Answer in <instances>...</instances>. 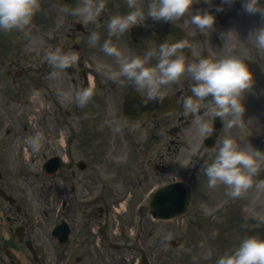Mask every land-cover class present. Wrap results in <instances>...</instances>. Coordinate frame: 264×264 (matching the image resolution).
<instances>
[{
	"label": "clouds",
	"instance_id": "obj_1",
	"mask_svg": "<svg viewBox=\"0 0 264 264\" xmlns=\"http://www.w3.org/2000/svg\"><path fill=\"white\" fill-rule=\"evenodd\" d=\"M193 2L149 0L145 11L136 0H128L130 11L112 15L108 19L109 37L119 38L120 34L129 31L132 26L143 24L146 17L158 21H175L191 8ZM207 2L211 4L213 0ZM233 2L223 0V4ZM241 4L247 13H259L264 17V0H241ZM40 7L41 0H0V31L24 29L31 24ZM105 7L106 0H82L78 6L62 7L61 11L80 17L84 23L92 22L99 26V17ZM216 11H223V5L218 6ZM215 20V12L211 10L196 11L191 16V23L201 31L212 28ZM233 33L237 34L235 29H229L222 35L230 38ZM249 38L255 45V51L264 52V24L252 29ZM99 41L100 33L91 31L89 44L96 45ZM101 47L108 55L118 58L119 68L109 71L110 78L121 84L125 80L120 78H126L138 89L146 90L148 99L163 103L167 96L165 86L188 74L193 82L190 84V93L183 99V110L185 114L194 117L193 122L199 135H206L213 130L210 117L220 118L224 127L231 129L246 110L244 98L255 82L254 71L249 63L253 53L248 49H229L227 54L219 58L202 57L197 61H189L184 53L187 42L172 35L160 41L158 49L149 48L143 54L126 55L110 38L105 39ZM154 56L157 60L152 63ZM45 59L53 68L50 78L56 79L63 70L76 65L80 56L77 51L56 47L46 53ZM95 89V82L90 81L85 87L61 92V95L74 98L83 107L92 99ZM225 117L228 119L225 120ZM44 138L43 132H37L28 139L32 151H40ZM241 139L226 135L212 162L203 168L209 188H215L218 184L227 185L229 195L233 198L241 196L253 185L264 190V178H259L264 168V150L255 147L251 141L241 144ZM255 215L256 219L264 222V215ZM216 264H264V236L250 235L243 238L233 249L220 255Z\"/></svg>",
	"mask_w": 264,
	"mask_h": 264
},
{
	"label": "rangeland",
	"instance_id": "obj_2",
	"mask_svg": "<svg viewBox=\"0 0 264 264\" xmlns=\"http://www.w3.org/2000/svg\"><path fill=\"white\" fill-rule=\"evenodd\" d=\"M49 1V0H47ZM76 2H81V0H77ZM223 5V11H216L218 6ZM49 5L44 2L40 10L37 12V18L39 19L43 12H45V18L54 24L56 28L65 29V24L70 20V14H66L65 12L61 11L63 7L61 4L58 6L48 7ZM75 7V6H74ZM203 10H211L215 12L216 20L214 25L210 29H206L202 32H199L200 38L195 40V42L201 45L200 49L202 52L206 54L209 53L211 49L210 41H208L211 36L217 40V46L212 48V57L219 58L228 53L229 49L235 50H243L248 49L252 51L253 59L249 61L250 67L254 71L255 75V82L253 87L246 92L244 103L246 105V110L242 117L239 118V121L236 125H234L231 129H229V135L235 136L241 139V144H246L247 141H256L258 143H264V81L262 83L258 79V73H260V66H264V59H261L259 55H262L264 52H257L255 51V45L250 37V31L261 24H264V17H261L259 13L257 14H249L244 11L241 0H234L231 4H223V0H213L211 4L207 2V0H194L191 8L187 11L190 14H194L196 11H203ZM72 18L75 20H81L80 17H75L72 15ZM50 24L49 26H51ZM43 27V24L40 25V28H48ZM97 24H94L91 27V30H95L97 28ZM229 29H235L236 33H233L230 38L226 35H222V33H227ZM199 31H201L199 29ZM238 36V37H237ZM89 39V35L86 36ZM207 39V40H205ZM66 39L61 37L59 39V43H61V48H64ZM44 41L39 40L38 45L43 46ZM67 51V50H66ZM60 78H64V75L61 73L59 76ZM228 119V117H227ZM29 125V123H28ZM191 129L185 130L186 137L188 139V135H190ZM202 222L209 223L205 218H200ZM172 224V223H170ZM174 225V224H172ZM165 227L169 228L168 224L164 225ZM208 233H214V231L218 234L217 229H206ZM176 235L174 233H169V237H159L158 241H165V244L168 248H170V239L175 238ZM216 239H207L206 244L215 246V250L217 252L221 251L219 246L221 245L222 238L221 236L217 237ZM215 240H219V244L213 243ZM211 247V249H212ZM211 252V250H210ZM189 256L192 258L191 261H186L190 264H214V258L210 257L207 251L202 248L201 246L195 247V249L189 252Z\"/></svg>",
	"mask_w": 264,
	"mask_h": 264
},
{
	"label": "flooded vegetation",
	"instance_id": "obj_3",
	"mask_svg": "<svg viewBox=\"0 0 264 264\" xmlns=\"http://www.w3.org/2000/svg\"><path fill=\"white\" fill-rule=\"evenodd\" d=\"M0 94H1V90H0ZM99 95L101 96L102 95V91H101V89L99 90ZM102 98V97H101ZM98 227H100V226H98ZM74 229H79V227H77V226H75L74 227ZM99 230H100V234H101V236L103 235V227L101 226L100 228H99ZM8 231L10 232V233H12V230L10 229V226H8ZM77 235H78V232L75 234V237H77ZM94 253H92L91 255H93ZM0 256H6L7 258H8V261H5V260H0V264H19L18 263V261L15 259V258H13L12 257V255H10L8 252H4L3 254H0ZM97 258L96 259H98V257H99V261H97L96 262V264H101L100 263V257L101 256H96ZM92 259H93V256H92ZM56 262L58 263V264H61L62 263V257H58V258H56ZM86 262H82V260H79V261H77L75 264H85Z\"/></svg>",
	"mask_w": 264,
	"mask_h": 264
}]
</instances>
